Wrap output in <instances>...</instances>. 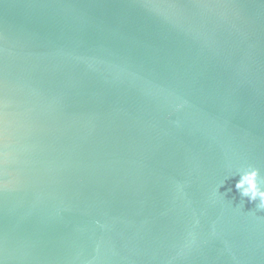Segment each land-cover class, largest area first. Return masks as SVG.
<instances>
[{"label": "water", "instance_id": "water-1", "mask_svg": "<svg viewBox=\"0 0 264 264\" xmlns=\"http://www.w3.org/2000/svg\"><path fill=\"white\" fill-rule=\"evenodd\" d=\"M241 164L264 0H0V264H264Z\"/></svg>", "mask_w": 264, "mask_h": 264}, {"label": "clouds", "instance_id": "clouds-1", "mask_svg": "<svg viewBox=\"0 0 264 264\" xmlns=\"http://www.w3.org/2000/svg\"><path fill=\"white\" fill-rule=\"evenodd\" d=\"M226 173L225 180L229 177H239L238 182L235 183L236 191L242 198H247L250 202L258 201L257 210L264 211V174L261 169L252 164H241L228 169ZM223 183L222 180L218 188Z\"/></svg>", "mask_w": 264, "mask_h": 264}]
</instances>
